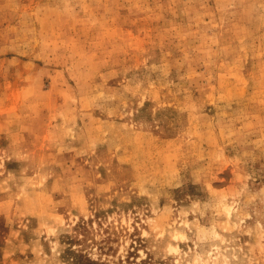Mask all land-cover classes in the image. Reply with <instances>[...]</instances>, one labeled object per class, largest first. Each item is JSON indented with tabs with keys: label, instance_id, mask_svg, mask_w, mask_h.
Wrapping results in <instances>:
<instances>
[{
	"label": "rangeland",
	"instance_id": "rangeland-1",
	"mask_svg": "<svg viewBox=\"0 0 264 264\" xmlns=\"http://www.w3.org/2000/svg\"><path fill=\"white\" fill-rule=\"evenodd\" d=\"M0 264H264V0H0Z\"/></svg>",
	"mask_w": 264,
	"mask_h": 264
}]
</instances>
